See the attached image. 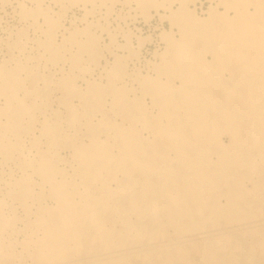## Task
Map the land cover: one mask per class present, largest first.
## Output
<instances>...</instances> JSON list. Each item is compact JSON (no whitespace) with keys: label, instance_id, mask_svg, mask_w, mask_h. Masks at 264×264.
<instances>
[{"label":"bare ground","instance_id":"bare-ground-1","mask_svg":"<svg viewBox=\"0 0 264 264\" xmlns=\"http://www.w3.org/2000/svg\"><path fill=\"white\" fill-rule=\"evenodd\" d=\"M15 1L0 264H264V0Z\"/></svg>","mask_w":264,"mask_h":264},{"label":"rangeland","instance_id":"rangeland-1","mask_svg":"<svg viewBox=\"0 0 264 264\" xmlns=\"http://www.w3.org/2000/svg\"><path fill=\"white\" fill-rule=\"evenodd\" d=\"M10 2H12V6H11V3ZM204 2H205V7H207L208 5H209V3L207 2V1H205L204 0ZM3 2H2V0L0 1V8H2L3 7V9L5 10H1L0 9V15H1V21H0V39L2 38V40H6L7 39V36H9L8 35V33L10 32L9 30L10 29H13V28H15L16 26H20V25H22V21L20 22L19 20V17L18 16H16L15 14H12V13H14V6L17 4V2L14 0V1H9V3H3V6L1 5ZM14 3V4H13ZM17 6V5H16ZM55 6V7H54ZM124 5L123 4H121V3H118V5L116 6V12L115 13H113V14H111L110 15V17H109V21H110V28L111 29H116L115 27H117V26H119L117 29H119L120 28V32H119V34L121 33L122 34V31H123V29L124 30H128V28L127 27H129V28H131L132 29V31L133 32H135V33H137L138 32V34H144L145 36L146 35H153V37H154V40L152 41V42H147L146 44H145V46L142 48V55H141V59H142V61H141V63L139 64L138 63V61L139 60H133V61H130V63H129V66H132V68L133 67H135V66H137V64H138V66H140L141 67V69L145 72L146 70V64H145V59H151L152 57H153V52L156 50V49H159V48H161V46H163V43L160 41V40H158V35H159V33H160V31H161V28H169L170 27V24H169V22L168 21H162V20H160V18H158V17H155L154 19H152L149 23L148 22H146V21H144L143 20V18L141 17V16H138L136 19L133 17V18H131L130 20H127V23L125 22V21H123L124 19H120L119 20V18L120 17H118L119 15H116L118 12H122V15H123V13L125 14V11H126V8L128 9L129 7H128V5H125L124 7H123ZM12 7H13V10H12ZM53 7L55 8V10H58V6L57 5H55V4H53ZM119 7H122V8H119ZM125 8V9H124ZM120 9H122V10H120ZM120 10V11H119ZM13 11V12H12ZM4 12H5V14H4ZM83 13V11H82V9L81 8H74V9H72L71 11H70V14H69V17H73V14L74 15H77V17H78V19H80L81 18V15H82V13ZM127 13L128 12H130V9H128V11H126ZM3 14V15H2ZM99 15H97V14H94V15H92V16H89L88 17V19H91V21L93 20V19H95L96 17H98L99 18V16H101L100 14V12L98 13ZM135 14V13H134ZM133 14V12H132V15H134ZM13 15V16H12ZM80 15V16H79ZM97 15V16H96ZM13 17V18H12ZM15 17V18H14ZM80 17V18H79ZM95 17V18H94ZM113 17H115V18H117L116 20H115V18L112 20V18ZM3 19V20H2ZM17 19H18V21H17ZM70 19L71 18H68L66 21H65V23H66V25H70L71 26V21H70ZM135 19V20H134ZM101 20H103V18L101 19ZM112 20V21H111ZM134 20V21H133ZM81 21V22H80ZM116 21V22H115ZM77 22H78V24H80V25H83V20H77ZM124 22H125V24H127L128 26H126V25H124ZM17 23H18V25H17ZM116 23H119L118 25H116ZM2 25V26H1ZM69 25H68V27H69ZM107 25H109V24H107ZM131 25V26H130ZM12 26V27H11ZM120 26H122L123 27V29L121 30V27ZM137 26V27H136ZM8 27V28H7ZM126 27V28H125ZM136 27V28H135ZM8 30H7V29ZM137 28H140V29H138L137 30ZM5 29H6V31H5ZM28 30V29H27ZM96 30H98V28L96 29ZM100 30L101 29H99L98 31L100 32ZM140 30V31H139ZM105 30H103V33H102V31L100 32V35H101V37L104 39H102L104 42H107L108 43V41H109V38L110 37H108L109 35H108V32H104ZM30 35L33 37V35H35V32H34V30L31 28L30 29ZM33 32H34V34H33ZM124 32V31H123ZM141 32V33H140ZM118 34V36H117V40L118 41H121V43H123V42H125V38H122V37H124V36H121V35H119ZM107 35V36H106ZM123 35V34H122ZM120 36V37H119ZM6 37V38H5ZM105 38H106V40H105ZM121 38V39H120ZM134 41H135V44H137V42H136V40L134 39ZM159 41V42H158ZM110 42V41H109ZM161 42V43H160ZM162 44V45H161ZM120 50V52L122 53L123 51L121 50V49H119ZM3 52L4 53V55H5V51H6V49L4 48V47H0V52ZM1 52V54H0V56H3V53ZM107 54H108V52H106ZM108 57L110 58L111 57V55L110 54H108ZM1 58V57H0ZM111 59V58H110ZM135 61H136V64H135ZM61 66V65H60ZM137 66V67H138ZM142 67H144V69L142 68ZM55 69H58L59 68V66H56V67H54ZM59 70V69H58ZM132 71V70H131ZM99 75V69L95 72V75L94 76H98Z\"/></svg>","mask_w":264,"mask_h":264}]
</instances>
